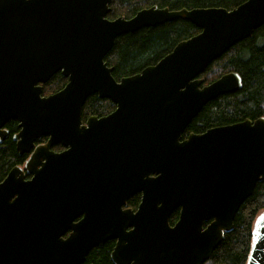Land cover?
<instances>
[{"label":"water","instance_id":"1","mask_svg":"<svg viewBox=\"0 0 264 264\" xmlns=\"http://www.w3.org/2000/svg\"><path fill=\"white\" fill-rule=\"evenodd\" d=\"M110 2L0 0V140L17 120L16 149L29 154L0 181V264H81L110 239L114 264H202L264 181V115L182 137L209 100L241 88L236 71L204 85L199 75L264 24V0L152 5L114 19ZM177 18L199 31L114 78L105 56L117 36ZM56 72L67 82L43 95ZM94 93L115 108L83 121ZM137 193V207H126ZM244 264H264V209Z\"/></svg>","mask_w":264,"mask_h":264},{"label":"trees","instance_id":"2","mask_svg":"<svg viewBox=\"0 0 264 264\" xmlns=\"http://www.w3.org/2000/svg\"><path fill=\"white\" fill-rule=\"evenodd\" d=\"M245 0H111L107 18L118 16L129 18L139 9L157 5L171 10L180 8L219 6L231 9ZM199 28L184 19H174L155 26L142 27L134 32L116 37L112 48L105 56L107 65L112 66V75L119 80L123 76L139 72L147 65L155 64L170 52L181 40L196 34ZM236 71L242 79L241 88L224 93L209 100L190 121L182 137L190 132L201 133L206 129L264 115V24L231 46L214 59L199 75L208 84L223 73ZM67 79L56 72L42 84V94L47 95L61 89ZM115 108L109 98L89 95L82 107L83 121L89 115H105ZM9 130L7 138L0 143V181L14 165L23 164L27 154H20L12 139L18 131V121L10 119L5 124ZM45 140L46 137H42ZM41 140V139H40ZM55 150L60 145L53 147ZM140 200L139 193L131 195L126 206L135 208ZM264 209V181L255 184L252 193L240 205L233 220L232 230L225 232L223 239L214 248L210 257L202 264H244L251 245L253 223ZM178 210L171 214L170 221L177 219ZM115 241L107 240L92 247L81 264H114L110 253Z\"/></svg>","mask_w":264,"mask_h":264},{"label":"flooded vegetation","instance_id":"3","mask_svg":"<svg viewBox=\"0 0 264 264\" xmlns=\"http://www.w3.org/2000/svg\"><path fill=\"white\" fill-rule=\"evenodd\" d=\"M6 123H7V122H6ZM6 123H5V124H6ZM5 124H4L3 128H4L5 130H7V133H5V135L3 134V139L0 140V143H2L3 140H4L5 138H7V136L9 135V130H8V128L5 127ZM18 128H19V127H18ZM18 131H19V129H18ZM18 131H15L14 133H12V139H13V135H14L15 133H17ZM1 135H2V134H0V137H1ZM42 137H46L45 140H43ZM42 137H41V138H38V139L35 141V145H36V144H39V143H43V142H45V141L47 140V136H42ZM40 139H41V140H40ZM13 140H14V139H13ZM14 142H15V140H14ZM57 145H60V144H57ZM54 146H56V145H53V146H52V149H53V150H55V149L53 148ZM15 147H16V145H15ZM62 149H63V146L60 145L59 150H55V151H61ZM23 154H27V157H26V159L24 160L23 164H21L20 166H23L24 163L27 161V159H28V157H29V154H28V153H23ZM17 165H18V164H17ZM14 166H15V165H14ZM12 167H13V166H12ZM12 167H11V168H12ZM29 176H30V174H29V173H26L25 177L28 178ZM139 195H140V193H139ZM127 200H128V199H127ZM139 201H140V200H139ZM138 203H139V202H138ZM126 204H127V201H126ZM137 205H138V204H137ZM126 207H129V206H126ZM136 207H137V206H136ZM136 207H135V208H136ZM131 208H132V207H131ZM135 208H134V209H135ZM176 210H178V209H176ZM170 218H171V217H169V222H170V224H173L176 220H174L173 222H171V221H170ZM177 218H178V215H177ZM208 222H209V221H205V222H204V226H205ZM253 226H254V223H253Z\"/></svg>","mask_w":264,"mask_h":264},{"label":"rangeland","instance_id":"4","mask_svg":"<svg viewBox=\"0 0 264 264\" xmlns=\"http://www.w3.org/2000/svg\"><path fill=\"white\" fill-rule=\"evenodd\" d=\"M57 150H59V148Z\"/></svg>","mask_w":264,"mask_h":264}]
</instances>
